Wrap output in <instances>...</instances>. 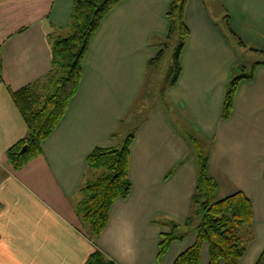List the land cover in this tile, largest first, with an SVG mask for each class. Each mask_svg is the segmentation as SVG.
<instances>
[{"label": "crops", "instance_id": "crops-1", "mask_svg": "<svg viewBox=\"0 0 264 264\" xmlns=\"http://www.w3.org/2000/svg\"><path fill=\"white\" fill-rule=\"evenodd\" d=\"M73 1L0 0V264H85L95 249L115 264H173L194 244L196 231L187 230L159 256L161 236L187 220L198 177L191 142L177 120L212 140L205 173L216 184L215 200L240 191L252 212L258 194L259 205L264 203V60L239 69L244 63L229 42L235 40L246 57L264 59V0H253L254 37L248 33L254 28L250 6L242 12L250 23L240 24L233 10L237 0H219L229 16L221 29L205 0H187L190 36L180 54L181 72L162 97L177 120L155 107L135 128L130 191L111 204L96 246L79 214L83 188L102 172L88 166L87 156L95 148H117L118 119L141 92L149 60L161 51L171 0H120L105 14L89 40L65 114L40 142L39 153L16 170L6 152L27 136L28 127L12 93L29 89L34 110L51 93L57 76L52 47L72 34ZM251 70V79L237 84L229 118L221 119L225 85ZM260 231L239 264H255L264 249V225ZM204 243L199 264L209 263Z\"/></svg>", "mask_w": 264, "mask_h": 264}, {"label": "trees", "instance_id": "trees-1", "mask_svg": "<svg viewBox=\"0 0 264 264\" xmlns=\"http://www.w3.org/2000/svg\"><path fill=\"white\" fill-rule=\"evenodd\" d=\"M120 0H74L72 34L55 40L52 47L53 64L57 76L51 80V93L45 98L42 106L34 110L29 103V89H21L12 93L13 100L24 115L28 127L27 136L6 152L14 169L21 168L40 151V142L54 130L65 114L70 99L75 95L81 78V62L88 49L89 40L99 27L105 14ZM185 0H171L168 9L170 32L174 28L175 18L179 19L182 37L187 34L183 24L182 10ZM228 15H226V24ZM232 34L233 32L230 31ZM181 40L173 54L172 76L166 86L173 85L181 71L180 52L183 48ZM238 39V43L244 46ZM162 56V51L155 59ZM252 70L243 76H234L227 85L223 104V114L228 116L232 106L236 87L241 78L251 79ZM136 128V127H135ZM135 129L123 140L118 148H95L87 156V164L91 168L102 169V172L83 188L84 207L80 211L82 225H88L87 237L96 246V240L108 220L111 204L117 198H125L130 191L128 179L129 146ZM27 145L24 153L19 151ZM193 149V148H192ZM198 167L197 187L192 196L196 203L195 214L198 215L193 224L192 216H188L186 226L196 231L193 245L180 253L173 264H199V253L203 242L208 245L209 263L215 264L222 259L224 264H239L246 250V238L243 227H250L252 217L251 204L244 193L238 191L223 199L215 200L216 184L205 173L207 158H204L196 146L194 151ZM190 230V229H189ZM172 236L164 234L159 243V256L163 255L172 241ZM85 264H115L107 259L98 249L88 257ZM255 264H264V249Z\"/></svg>", "mask_w": 264, "mask_h": 264}, {"label": "rangeland", "instance_id": "rangeland-1", "mask_svg": "<svg viewBox=\"0 0 264 264\" xmlns=\"http://www.w3.org/2000/svg\"><path fill=\"white\" fill-rule=\"evenodd\" d=\"M205 1H206V4L209 6L210 11L213 12L215 15H218L220 28L221 29L224 28L225 27L224 24L226 23V15H228V13L225 12L224 9L220 7L221 4H220L219 0H205ZM236 2H237L236 6L233 4V10L235 12V16L237 15L238 19L241 20L239 22L240 24H243L244 20L248 21V23H250V19L246 20V18H244V16H243L242 12L245 11L249 6H250L249 12L251 9H253V14L251 13L250 16L251 17L253 16L254 28H253L252 32L248 29V33L254 37V34L257 32L256 26H255V19H257V15H256L254 7L252 6L254 4L253 3L254 1L253 0H247V1H245L246 2L245 5H241L242 2L244 3V0L243 1L237 0ZM203 3H204V0H203ZM170 4H171V2L169 3V7H170ZM186 5H187V0H185L184 6L182 7L183 10H182V16H181L182 20H183L182 22L187 29V34L184 37V39L182 37L183 32L181 31L179 19L177 17L174 19L175 24H174V28L172 30V33L169 34L170 26H171L170 25L171 21H170L168 14H167L169 7L166 11V17H167V21H168V33L160 45L161 51H162V56L159 59L152 58L151 60H149L148 69H147V78L145 80V84H144L143 88L141 89V92L137 95V97H135L132 100V103L130 102V104L128 105L124 114L118 119V125H117L116 130H115L116 131V133H115L116 140L118 142L117 148L121 146L125 137L132 130H134L135 127L137 128L138 125H141L144 121L147 120V117H148L150 111H152V109L155 107H161L162 109H164L166 115L170 116L171 120L173 122H176V120H177L175 115L173 114V113H176L174 110V107H171L167 101L165 102L163 100L162 97H163V92H164V88L167 84V81H168L169 77L172 76L171 69H172V65H173V54H174L175 47L183 39L184 40L183 41V43H184L183 48H184L186 43H187V40L190 36L189 28H188L187 24L185 23ZM228 18H229V16H228ZM228 18H227V20H228ZM229 42L232 44L233 47L237 48V51L239 54V59H240V61H242L244 63V65L242 64L241 66H239V69L245 68L246 70H249L252 67L251 64L248 63L249 61L254 62V61L264 60L262 56H259L257 54H250L249 53V57H246L245 54H243L240 51V48H238V45H236L235 40H232V38H231V40H229ZM180 54H181V52H180ZM243 59H246V60H243ZM179 61H180V57H179ZM238 72H240V71H238ZM228 82L225 85V93H226ZM232 108H233V106H232ZM232 108H231V110L228 113V116L226 118H224L223 108H221V112H220L221 113V119L229 118V116L232 112ZM177 122H178L180 129L182 131H184V133L186 134V136L190 140L191 147L193 148L192 151L193 152L196 151V146H198L199 150L201 151L202 156L204 158H207V160H208V155H209V153L211 151V147H212V140L209 139V137L202 135L200 131H195V129L191 125L187 124L185 121H183V123H181L180 121L177 120ZM263 185H264V180H263ZM261 188H262V186L260 187V189ZM259 200H260V194H258L255 198L256 203H255L254 210L252 212V217L250 220V227H248V228L243 227V230H242L243 231L242 233H243V235H245V238H246L245 239L247 242L246 245H248L252 240H255V230H256V232L257 231L261 232L260 230H262V226L264 225V203H260V205H259ZM252 209H253V207H252ZM195 211H196V203L193 200H191L190 208H189V216H192L191 219L193 221V224L196 221H198V219H197L198 215L195 214ZM176 226L177 227H175L173 229L170 228V231L167 233V234L171 235L173 238L171 243H173V241L174 242L182 241L184 239V237L186 236V231L189 229L191 230V226H189V225H188V227L186 226V221L182 225H176ZM171 243H170V245H171ZM204 244H206V242ZM200 254H201V248H200ZM223 262L224 261L221 259L219 264H222Z\"/></svg>", "mask_w": 264, "mask_h": 264}, {"label": "water", "instance_id": "water-1", "mask_svg": "<svg viewBox=\"0 0 264 264\" xmlns=\"http://www.w3.org/2000/svg\"><path fill=\"white\" fill-rule=\"evenodd\" d=\"M26 148H27V145H26V144L23 145V147L20 149L19 153H20V154L24 153L25 150H26Z\"/></svg>", "mask_w": 264, "mask_h": 264}]
</instances>
